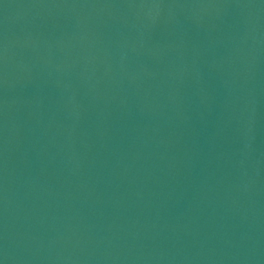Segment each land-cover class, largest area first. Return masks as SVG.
Masks as SVG:
<instances>
[{
    "label": "water",
    "instance_id": "95a60500",
    "mask_svg": "<svg viewBox=\"0 0 264 264\" xmlns=\"http://www.w3.org/2000/svg\"><path fill=\"white\" fill-rule=\"evenodd\" d=\"M2 264H264V0H0Z\"/></svg>",
    "mask_w": 264,
    "mask_h": 264
},
{
    "label": "snow or ice",
    "instance_id": "6c2138e0",
    "mask_svg": "<svg viewBox=\"0 0 264 264\" xmlns=\"http://www.w3.org/2000/svg\"><path fill=\"white\" fill-rule=\"evenodd\" d=\"M0 264H2V262H0Z\"/></svg>",
    "mask_w": 264,
    "mask_h": 264
}]
</instances>
